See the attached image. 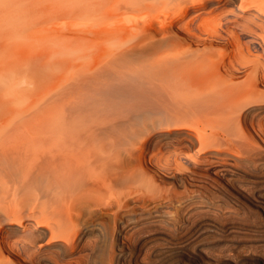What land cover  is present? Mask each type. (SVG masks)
<instances>
[{
  "label": "bare ground",
  "instance_id": "bare-ground-1",
  "mask_svg": "<svg viewBox=\"0 0 264 264\" xmlns=\"http://www.w3.org/2000/svg\"><path fill=\"white\" fill-rule=\"evenodd\" d=\"M263 168L264 0H0V264H242Z\"/></svg>",
  "mask_w": 264,
  "mask_h": 264
},
{
  "label": "rangeland",
  "instance_id": "rangeland-1",
  "mask_svg": "<svg viewBox=\"0 0 264 264\" xmlns=\"http://www.w3.org/2000/svg\"><path fill=\"white\" fill-rule=\"evenodd\" d=\"M177 10H179V9H177V7L176 8H164L163 10H162V12H161V14L159 13L158 14V12H151V17H152V19H153V17L155 16V18H154V20L156 19L157 21H158V18H157V15H158V17H159V19L161 20L162 18H160L161 16L163 17V19L165 18V17H167L168 15H170V14H172V13H176L177 12ZM157 14V15H156ZM208 17L206 18L205 17V19H207L208 20V23L210 22V15H207ZM216 18V20L215 21H217L218 20V16L217 17H215ZM206 20V21H207ZM205 21V20H204ZM203 21V23H205V24H208V23H206V21L204 22ZM214 21V20H213ZM203 25V26H208L209 27V25ZM263 171H264V168H263ZM262 171V172H263ZM201 208H205V207H201ZM208 209V208H207ZM210 209V208H209ZM208 209V210H209ZM202 210H204V212L202 211ZM202 210H200V211H202L204 214H202V215H206V216H210V218L212 217H217V215L215 214V213H217V212H214V210L212 211L211 209L209 210V211H206L205 209H202ZM205 212H208V213H205ZM201 213V212H200ZM209 213H211V215L209 214ZM199 215H201V214H199ZM224 220H226V219H228V217L226 216V218H223ZM211 220V219H210ZM166 225V224H165ZM167 226V225H166ZM247 231V230H246ZM246 231H244L242 234H240L239 235V237L240 238H242V237H249L248 238V240H245V239H247V238H243L242 239V245H244L243 247L242 246H240V248H239V252H240V254L241 255H243V256H245V258H243L244 260L242 261V260H240L241 261V263L242 264H244V262H246L245 264H247V260H245L246 258H248L249 256H252V255H257V256H261V257H264V247H260L259 246V242H257L256 243V239L257 238H259L261 235V233H258V232H256V231H250V230H248L247 232L248 233H246ZM250 232V233H249ZM257 233V234H256ZM244 234V235H243ZM247 234H250V235H247ZM251 234H252V236H251ZM246 235V236H245ZM218 236H220V237H218ZM218 236H215V237H217L216 239H215V237H213L212 239H214V240H217L218 238H219V240H221V242H219V244H220V246L217 248V254H221L220 256L221 257H223V258H228V256H227V254H229L230 252H229V250H230V248H232V246H231V243H232V241H230V240H225V239H222L223 237L221 236V235H218ZM258 236V237H257ZM254 238L256 241H254V239H252V238ZM257 237V238H256ZM221 238V239H220ZM224 240V241H223ZM250 240H253L254 242V244L250 241ZM223 241V242H222ZM226 241H227V243H226ZM230 241V242H229ZM247 243H246V242ZM245 242V243H244ZM250 242H251V244H250ZM244 243V244H243ZM246 244V245H245ZM221 245H223V246H221ZM229 247V248H228ZM247 248V249H246ZM260 248V249H259ZM243 249V250H242ZM258 250V251H257ZM223 251V252H222ZM249 251V252H248ZM219 252V253H218ZM257 252V253H256ZM99 258L98 257H96L95 258V261H93L92 259H90V262L88 261V264H99V260H98ZM98 260V261H97Z\"/></svg>",
  "mask_w": 264,
  "mask_h": 264
}]
</instances>
